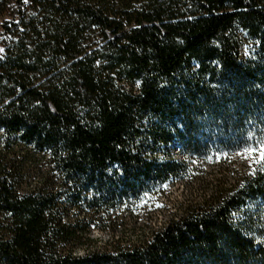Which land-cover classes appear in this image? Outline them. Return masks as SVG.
I'll return each mask as SVG.
<instances>
[{
  "label": "trees",
  "instance_id": "1",
  "mask_svg": "<svg viewBox=\"0 0 264 264\" xmlns=\"http://www.w3.org/2000/svg\"><path fill=\"white\" fill-rule=\"evenodd\" d=\"M0 29V264H264V161L227 162L264 147V0H0ZM207 162L232 181L115 234Z\"/></svg>",
  "mask_w": 264,
  "mask_h": 264
},
{
  "label": "rangeland",
  "instance_id": "2",
  "mask_svg": "<svg viewBox=\"0 0 264 264\" xmlns=\"http://www.w3.org/2000/svg\"><path fill=\"white\" fill-rule=\"evenodd\" d=\"M1 40L2 36L0 34V55L2 53ZM229 160L230 161L227 162H231V166L229 167L231 171L240 162H244L247 165L255 164L259 160V156L257 157L255 154L247 153L245 155L231 156ZM215 164L216 163L214 162L203 163V168L200 171L194 172L191 181L185 182L183 180L174 184H166V186L153 196V198L149 201L146 199V203L143 205V208L138 211L135 220L132 218H126L124 220L126 223L124 230H122V232L117 231L115 234L122 236V238L126 239L125 241L135 240L136 237L139 236L140 231L160 227L168 218H170V216L178 213L186 203H197L200 201L203 196L202 182L215 183V180L222 175L230 178V181H232L233 177L227 174V169L223 171V169L217 168ZM207 191V193H210L211 189L208 188ZM148 206L151 207L148 208ZM134 222H137V224H135L137 227V229H134L136 230L135 232L130 229L134 226L132 225ZM112 236L111 231L93 230L91 233V237L96 240V245L99 247L107 244ZM80 253H82L81 250Z\"/></svg>",
  "mask_w": 264,
  "mask_h": 264
},
{
  "label": "snow or ice",
  "instance_id": "3",
  "mask_svg": "<svg viewBox=\"0 0 264 264\" xmlns=\"http://www.w3.org/2000/svg\"><path fill=\"white\" fill-rule=\"evenodd\" d=\"M254 150L253 149H248L249 153H252ZM264 161V147H261L260 153H259V160L257 161L258 163ZM147 195V194H146ZM159 206V205H158Z\"/></svg>",
  "mask_w": 264,
  "mask_h": 264
}]
</instances>
